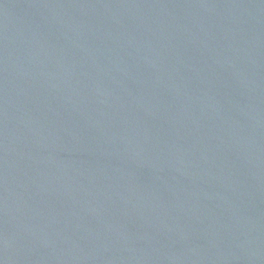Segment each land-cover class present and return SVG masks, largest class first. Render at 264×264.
Masks as SVG:
<instances>
[{
    "label": "water",
    "instance_id": "95a60500",
    "mask_svg": "<svg viewBox=\"0 0 264 264\" xmlns=\"http://www.w3.org/2000/svg\"><path fill=\"white\" fill-rule=\"evenodd\" d=\"M0 264H264V0H0Z\"/></svg>",
    "mask_w": 264,
    "mask_h": 264
}]
</instances>
